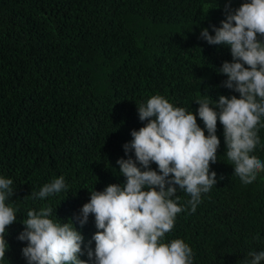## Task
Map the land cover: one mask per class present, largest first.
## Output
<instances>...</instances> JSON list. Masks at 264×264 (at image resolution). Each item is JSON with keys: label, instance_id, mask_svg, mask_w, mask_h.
<instances>
[{"label": "trees", "instance_id": "obj_1", "mask_svg": "<svg viewBox=\"0 0 264 264\" xmlns=\"http://www.w3.org/2000/svg\"><path fill=\"white\" fill-rule=\"evenodd\" d=\"M243 2L0 0V177L12 179L6 203L18 210L6 227L0 264H27L21 251L27 241L17 237L27 211L42 207L52 208L54 222H72L90 247L95 217L89 214L83 226L76 217L91 191L126 182L116 161L135 159L123 145L146 124L137 107L151 96L191 111L207 135L195 101L239 93L224 87L227 77L219 72L232 62L230 47L209 45L201 31L214 35ZM215 134L220 146L210 172L217 183L201 194L194 213L190 195L178 189L184 210L164 242L182 239L193 264H250V251H264V171L244 184L226 156L219 120ZM257 135L250 155L264 162V117ZM150 168L158 172L155 163ZM60 176L66 190L32 197ZM88 251L78 259L92 264Z\"/></svg>", "mask_w": 264, "mask_h": 264}, {"label": "clouds", "instance_id": "obj_2", "mask_svg": "<svg viewBox=\"0 0 264 264\" xmlns=\"http://www.w3.org/2000/svg\"><path fill=\"white\" fill-rule=\"evenodd\" d=\"M220 23L213 28L214 35L203 29L201 36L209 45L230 47L232 62H223L219 72L227 77L224 87L239 93V98L221 95L213 101L207 95L195 101L207 135L196 115L161 95L140 104L139 120L147 122L132 130L131 141L123 145L125 155L133 151L135 159L116 161L126 182L91 191L89 202L76 217L81 226L89 222V214L95 217L90 247L86 250L72 222L60 224L49 218L51 207L28 210L22 221L25 228L17 237L27 241L21 250L27 264H87L78 257L88 250L92 264H193L188 244L179 238L166 243L164 237L184 210L178 204V189L190 195L187 203L194 213L201 194L217 183L210 163H216L220 146L215 134L218 120L234 174L251 184L264 171V162L250 155L259 143L257 126L264 117V0H245ZM151 163L158 172L150 168ZM12 184V179L0 177V260L8 247L6 227L16 221L18 212L6 203L14 194ZM66 187L60 176L31 195L43 199ZM248 256L250 264L264 261V251H250Z\"/></svg>", "mask_w": 264, "mask_h": 264}]
</instances>
